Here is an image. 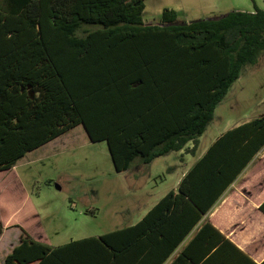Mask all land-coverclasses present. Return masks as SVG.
<instances>
[{"label":"trees","instance_id":"trees-1","mask_svg":"<svg viewBox=\"0 0 264 264\" xmlns=\"http://www.w3.org/2000/svg\"><path fill=\"white\" fill-rule=\"evenodd\" d=\"M253 8L188 23L164 9L147 25L141 0H0V171L78 125L106 143L117 173L188 143L193 153L241 70L264 53V9ZM263 147L264 115L220 135L135 225L59 247L20 228L4 264L63 263L74 249L98 264H162ZM165 228L173 239L157 260L138 261Z\"/></svg>","mask_w":264,"mask_h":264},{"label":"rangeland","instance_id":"rangeland-1","mask_svg":"<svg viewBox=\"0 0 264 264\" xmlns=\"http://www.w3.org/2000/svg\"><path fill=\"white\" fill-rule=\"evenodd\" d=\"M143 19L159 21L172 9L178 21L217 19L230 11L264 9L263 0H142ZM264 115V53L245 66L216 106L213 120L199 138L206 150L219 132ZM187 158H190L187 155ZM181 154L172 152L148 165L140 160L117 173L105 142H90L78 125L54 141L27 153L7 173H0V221L25 229L51 245L73 236H101L136 223L155 198L173 188ZM171 169V170H170ZM0 223V254L10 252L19 228ZM14 228V229H13ZM1 256V255H0ZM3 264V259H0Z\"/></svg>","mask_w":264,"mask_h":264},{"label":"crops","instance_id":"crops-1","mask_svg":"<svg viewBox=\"0 0 264 264\" xmlns=\"http://www.w3.org/2000/svg\"><path fill=\"white\" fill-rule=\"evenodd\" d=\"M144 22L147 25L155 24L154 21L146 22L144 20ZM185 22L188 23L190 21ZM246 122L248 121L243 120V122L235 123L231 127L226 126V130L219 132L216 139L227 130L238 127ZM215 140H213V142ZM192 147L193 144L188 143L185 149L179 152L182 157V164L173 188L152 200L136 223H138L167 193H177L178 186L183 177L196 160L201 158L209 148L208 147L200 153L197 152L196 148L193 153H190L189 151ZM187 155H189L190 158H187ZM10 170L0 171V173H7ZM262 205H264V147L253 157L246 168L223 192L213 207L203 215L201 220L190 230L182 242L178 244L162 264H264V212L260 208ZM0 223L4 227L14 225V228H19V236L17 237L16 242L10 244V252L0 254V259H3L4 264L5 257L20 243V228L22 227L15 224L2 223L1 221ZM136 223L131 224L128 227L133 226ZM205 223H209L233 246L224 242H218L216 235H214L213 231L210 229H206L201 233L200 230ZM9 230L11 229H4L0 236V243L3 242L4 233ZM24 231L26 230L24 229ZM163 231L166 233L165 236L158 235L154 239V245H152L151 248L143 246L139 249L138 261L149 254L157 260L156 254L159 253L161 248L167 246L164 242L166 240L172 241L173 239L172 231H169L168 228H165ZM26 233L34 241L51 247H59L84 238L95 237L73 236L68 239L66 238L65 242L51 245L46 238L37 239L29 235L27 231ZM151 250L153 251L151 252ZM65 252L66 253H64L62 257L63 263L53 259L54 264H98L99 262L93 251H88L87 253L80 249H74ZM185 252L187 254L186 258L182 256Z\"/></svg>","mask_w":264,"mask_h":264}]
</instances>
